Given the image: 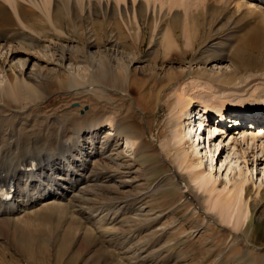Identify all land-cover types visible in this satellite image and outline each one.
I'll return each mask as SVG.
<instances>
[{"label": "rangeland", "instance_id": "1", "mask_svg": "<svg viewBox=\"0 0 264 264\" xmlns=\"http://www.w3.org/2000/svg\"><path fill=\"white\" fill-rule=\"evenodd\" d=\"M97 1L95 9L87 0L76 3L73 10L69 6L63 9L58 3L56 13H52L53 0H0L15 21L13 25L0 26V34L11 38V43L0 41V55L6 56L8 46L14 45L23 53L9 58L7 64L0 60V119L5 116L16 123L27 116L42 128L47 121L55 127L62 119L71 124L84 120L80 124L85 125L96 116L102 117L96 130L97 142L102 143L107 135L116 146L112 158L109 156L114 161L106 162L100 156L91 160L89 173L98 176V186L85 195L82 211L74 204L65 209L37 206L30 211L38 209L36 213L22 217L14 234L11 225H0V264H134V258L138 264H264V163L257 166L252 155L246 157L249 150L242 135L237 134L241 130L232 128V123L227 129L239 141L241 150L229 149L233 139L220 136L215 143L220 145L216 152L204 140L207 130L202 132L199 128L202 103L206 101H234L242 93L250 95L252 90L251 95L264 96V81L259 79L254 83L257 90H250L246 80L253 74L238 66L232 57L222 65L215 61L219 54L232 56V48L245 35L240 30L231 37L236 29L219 23L243 15L239 12L235 16L229 11L215 24L204 15L196 21L195 28L185 25L183 2L166 16L168 8L164 6L160 11L159 1ZM199 5L203 11L212 8L207 2ZM18 6L24 18L18 16ZM138 8L143 17L137 19L134 11ZM117 26L125 31L119 39L114 29ZM171 31V47L159 43L158 39ZM113 45L123 48L122 57L115 55ZM104 49L111 50L108 60ZM28 54L33 59L25 63ZM12 69L22 71L18 78L24 85H36L31 99L27 93L21 99L13 98L7 80V75L15 80ZM105 69L110 72L104 79ZM233 70L239 81L225 90L214 87L220 74ZM179 91L194 98L187 115H176L177 107L180 108L176 96ZM232 117L229 120L235 119ZM112 122L121 125L116 134L107 132ZM249 123L247 120L244 124ZM64 133L71 136L67 130ZM177 133L178 143L184 133L189 136L187 141L175 142ZM251 142L257 143L254 148L248 140L254 153L264 148V136ZM83 143L82 149L88 150L85 137ZM243 150L247 152L245 160ZM182 153H187L189 163L200 162V167L186 170L185 164L179 165ZM68 161L74 164L71 159ZM197 170L203 171L205 177L194 182ZM106 173L114 175L117 182L105 184ZM176 178L184 183L189 196H194L198 209L186 203L174 185ZM242 179L248 180L250 194L245 203L251 211L242 234H238L232 230L236 219L232 216L228 218L230 224L223 223L217 202L224 200ZM160 180L164 186L158 183ZM90 183L84 186H91ZM110 205L117 210L121 206L128 209H123L125 213L117 218L118 223L105 225L100 218L106 217L102 211ZM88 218L95 220L91 222L93 227ZM110 229L112 233L107 235ZM128 236L131 241L123 245Z\"/></svg>", "mask_w": 264, "mask_h": 264}, {"label": "bare ground", "instance_id": "2", "mask_svg": "<svg viewBox=\"0 0 264 264\" xmlns=\"http://www.w3.org/2000/svg\"><path fill=\"white\" fill-rule=\"evenodd\" d=\"M83 1L84 0H53L52 13L54 12L56 13L58 3H59L58 5L63 6V9H64V6H69L70 9L73 10V7L76 6V3L80 4ZM87 1H88L87 2L88 5H90V7H93L94 9L98 5L97 0H87ZM117 1H123V0H117ZM133 1L135 3L137 0H133ZM154 1L156 2L159 1L160 11L163 9L164 6H167L168 8L167 11L169 13H167L166 16L171 15L170 11L182 5L181 2H183L184 7L182 6L183 7L182 17H184L185 25L186 26L192 25L195 28H197L196 21L200 20V18L204 15H208L209 19H211V22L215 24V22H219L223 20V15L227 17V14L229 13V11L231 12V14L232 13L238 14L240 12L239 14L243 15L241 18L238 17V19L235 20L229 17V19H227V23L220 22L219 24L223 26L230 25L232 27L230 29H236L235 31L233 30L232 34L229 35L231 37H235L234 34L236 33V31H240V30H242V33H244L245 35L243 36L242 40L234 46L235 49L234 47L232 48V52H231V54L233 53L232 56L229 57L228 54L223 52L224 54H219L218 56L216 55L215 61L218 64L222 65L228 62V59L232 57V60H234L238 66L242 65L245 71L251 72L253 75L247 76L251 79L248 78L247 79L248 81L246 80V86H248V88H251L250 90L256 89L254 83H256V81H258L259 79L260 81L261 79L264 81V0H180V2H178V0H165V1L164 0H154ZM202 2L203 3L207 2V4L211 3L212 8L208 9L207 11L200 10L199 4L200 3L203 4ZM139 4L138 6L140 7L143 6L142 4L140 5ZM204 8L206 9V7ZM140 9L138 8L136 9V11H134L137 13V19L138 17L139 18L143 17ZM177 13L175 14L173 13V14L176 15ZM17 14L20 18H24L23 11L22 9H20L19 6L17 7ZM236 14L234 15L236 16ZM121 15L122 16L124 15L123 10L121 11ZM14 22L15 21L13 19L12 14L7 10V8L3 4L2 5L0 4V26L6 27L9 25H13ZM114 29H115L116 35L119 36L117 37V39H119L120 36L125 34V31L123 30V28L118 29V26H117V28L115 27ZM172 34L173 33L171 31L170 33H167L164 37L159 38L158 39L160 41L159 43H163L164 45H167L166 47L168 46L171 47L172 43L174 42V37L172 36ZM7 35L6 33L0 34V41L5 42V43L10 42L11 40L10 35L9 36ZM15 39L12 38L14 42H16ZM14 46H8L7 48L8 52L6 53V56L0 55V60L4 62L3 64H7L8 59L11 57H13L14 59L19 55L20 56L23 55V53H21L20 51V48H16ZM113 47H114L113 51L115 55L117 57H122L123 48H120L119 45H113ZM198 49H199L198 52H201L202 48L200 47ZM26 51L29 52L28 50ZM110 51L111 50L104 49L105 58L107 60L109 56L111 55ZM220 52L221 51H219V53ZM26 58L28 60L24 61L25 63L33 59L31 58L29 54L28 56H26ZM61 61H63L62 58H61ZM25 63L23 65H25ZM261 70H263V72L260 73V75H257V72H261ZM12 71H13L15 80L13 81V78H10L11 76L9 75H7V80L9 82L8 84H10L11 86L10 91L14 95L13 98L16 97L17 99H21V96L25 93L28 94L27 96L30 99L33 96H35L34 93H36L35 91L36 85L35 87L34 86L31 87L30 85H28V83L24 85V83L22 82V79L20 80L18 78V75L22 76L21 75L22 71L19 72V71H16L15 69H12ZM103 71H106V72H103V73H106L104 75V79H105L110 71L106 69ZM220 75L222 77H219V78H222V79L216 78L215 82L217 83L213 82L214 84L217 85V86L214 85V87L216 88L221 87V89L225 90L227 86H230L231 84L234 83V81L238 80V77H236L238 74H236L234 70L231 71L230 73L220 74ZM251 92H253V90ZM251 92H250V95H248L247 92L246 94L242 93L238 95L240 99L237 98L234 101H224V99H226L224 98L222 100L215 99L212 102L206 101L205 103H202L203 106L201 108L202 109L204 108V110H203V114L201 115V118L203 120H201V123L199 124V128L203 127L204 130L205 128L209 130L208 131L209 135L207 137L208 139L207 144H209L208 146L210 147L212 145L214 149L216 150V152H218L220 145L219 144L216 145L215 143L220 136L222 138H227L228 136H230L231 140L233 139L231 143L233 146H229V149L232 147L233 149L241 150L242 146L240 145L239 141L236 138H232V134L228 132L229 129H227V125L229 122L232 123L230 125L232 126V128H235L236 131L241 130L237 134L242 135L241 136L242 142L246 144L245 145L247 146L246 149L249 150L248 155L246 154L247 153L246 150H243L242 158L245 160L246 157H249L252 155L253 163H256L258 166L259 164L262 165L264 163V148L258 151L260 153L257 155L258 152L254 153L253 152L254 149L252 148L253 146L255 148L257 143L251 142V141H256L257 136L258 138L259 136H264L263 135L264 134V128H263L264 127V116L260 114L261 116L259 118H256V116L259 113H264V96H262V98H260L261 96L257 97L258 95L253 96L254 93L251 95ZM176 96H178L177 99L179 100H177V103L179 101L178 106H180V108L177 107L179 110L176 115L178 114L182 115L183 113L187 115L189 113V106L192 104V102H194L193 101L194 98L191 97L192 98L191 99L187 95L183 94V92L180 93V91L178 92V95L176 94ZM240 111H243V112H240ZM244 111L246 112L247 114L246 116L248 117V119H245V116L242 114V113H245ZM212 112H215L216 114H220V115L227 113L229 114V116L232 115L233 116L232 118H235V119L233 121L228 119L227 122H225L226 125L224 126V123L221 120H217V119L211 120ZM232 112H235L237 114H230ZM1 118L2 119H0V188H2L3 186H7L8 184H11L14 187V192H13V196L11 200L9 201L3 200L0 195V225L4 227L6 226L8 227L9 225H11L13 227L12 233L14 234L17 231V228H19L17 227V225L21 224L20 220L22 219V217L26 214L29 215V213H34V212L36 213L38 209H35L32 212L30 211L37 206H40L41 208H45V209L49 207H53L56 209L57 208L65 209L64 207H68L71 204H74L75 207L79 208V210L82 211L80 208H82L85 202V198H84L85 195L88 194L90 188H95L96 186H98V179H99L98 176H95L89 173V165H90L91 160L96 156H100L102 160L107 162L110 160L109 156L112 158V155H114L113 152L116 150V146L113 143L114 140L112 139L110 140V138H107L106 137L107 135L103 136L104 141H102V143L99 141L97 142V138L95 137L96 130L98 128L99 121H101L102 117L96 116L95 119H93L92 121L87 122V123L85 122L86 123L85 125L80 124L84 120L77 124H74V123L71 124L69 123V120L67 121V120L62 119L58 123L57 127H55L53 123H48L47 121L46 124L43 125L44 127L42 128L35 126L34 122L36 121L29 119L27 116L21 117L20 121H16V123H13V122L11 123L9 118H6L5 116H2ZM178 118L180 119L184 117L181 116ZM206 119L208 120L206 121ZM238 119H240V121ZM247 120L250 123L246 125L244 123ZM109 127L110 128L107 130V132L115 131L114 134H116L117 132H119L121 125H119V123H113V125L111 124ZM250 128H253L254 132L249 131L251 130ZM66 130L71 136L65 135L64 132ZM204 130H202V132ZM215 133H217V135L213 137ZM259 133H261L262 135H260ZM184 134L181 135L182 137H180L181 139H179L180 143L181 142L184 143L185 140L189 137L188 135L185 136ZM179 135L175 136V138L176 137L178 138ZM90 136H93L92 139H90V141L89 140L87 141V138H89ZM83 137H85V140L89 145V148H87L88 150H84L85 147L82 149V146L84 145ZM210 137H212L211 140H209ZM175 138H174L175 142L178 143L177 138L176 139ZM248 140L250 141V144L252 143V147L251 146L248 147ZM99 143H100V146H97V144ZM131 143L133 146L134 142H132V140H131ZM198 145H199V142H198ZM107 153H109V155H107ZM221 154L222 152L220 153V155ZM187 156H188L187 153H182L180 155V158L178 157L179 158L178 160L180 162L179 165L185 164L186 170L188 168L191 170L193 169L196 170L197 168L200 167V164H199L200 162L195 163V164L189 163L190 161H188ZM68 159H71V161L74 162V164L70 165ZM111 161H114V160H110V162ZM65 164H68V165L66 166ZM204 177H205L204 172L198 171L194 174L193 180L194 182L199 181L201 179L203 180ZM116 180L117 179L114 175H109L108 173L103 175V182L105 184L109 182L116 183L117 182ZM90 182L92 183L91 185L92 187L90 185L84 186L85 183H90ZM6 183L7 185H5ZM158 183L164 186L163 184L164 182L162 183V180L158 181ZM247 183H248L247 179H244V180L242 179L233 187V190L231 191V193L230 194L228 193V195L225 197L224 200H219L217 202V204L220 205L221 207V211L219 212V214H220V217L223 223L228 224L229 222L230 224L231 220L228 221V218L231 219L232 216L236 219V222L234 223V225H232V230L235 232H239L238 234H242V229H244V226L247 222V214H249V212L251 211V209L247 208V204L245 203V200L248 199L249 194H250V193H247L249 191L247 190ZM213 184L215 186L216 181H214ZM174 185L180 191V194L183 195V198L186 199V203L190 202L192 205H194L193 206L194 208H197V205L195 202L196 200L194 196L193 197H191V195L189 196V193L186 192L185 185L181 181V179L176 178V182ZM105 207H106L104 208L105 210L103 209L102 212L107 213L106 217L103 216V219H101L102 217L100 218V220L104 221L105 225L113 224L119 216L125 213V210L123 209H126V210L128 209L125 206H121L120 208H118V210L116 207L111 206V205L105 206ZM120 209L121 211L122 210L123 211L119 212ZM140 211L141 210L139 209L138 212ZM127 212L128 211H126V213ZM104 217L106 218L105 220H104ZM93 221L95 222L94 219ZM93 221L91 218L87 219V222H89V224H91V222ZM208 221H210V219H208ZM116 222L118 223V221ZM97 227H98V224H97ZM111 233H112L111 229L109 232H106L107 235ZM17 240H18L17 241L18 245L22 247V243L20 239H17ZM128 241H131L130 236L126 237L122 241L123 245H127L126 242L128 243ZM117 253H119L118 250L116 251V254ZM120 258L123 259L122 256ZM136 258L138 257L136 256ZM128 259H129V256H128ZM134 259L132 262L136 264L138 259L137 261H134Z\"/></svg>", "mask_w": 264, "mask_h": 264}]
</instances>
